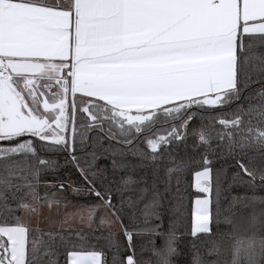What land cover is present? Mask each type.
<instances>
[{"label": "snow or ice", "instance_id": "obj_1", "mask_svg": "<svg viewBox=\"0 0 264 264\" xmlns=\"http://www.w3.org/2000/svg\"><path fill=\"white\" fill-rule=\"evenodd\" d=\"M0 264H264V0H0Z\"/></svg>", "mask_w": 264, "mask_h": 264}]
</instances>
